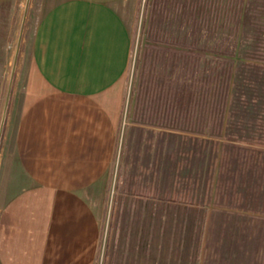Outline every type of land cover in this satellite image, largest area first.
<instances>
[{
  "label": "crops",
  "instance_id": "0c3cea01",
  "mask_svg": "<svg viewBox=\"0 0 264 264\" xmlns=\"http://www.w3.org/2000/svg\"><path fill=\"white\" fill-rule=\"evenodd\" d=\"M136 4L26 1L35 22L0 151V264L216 259L219 243L211 242V234L229 225L213 226L206 211L171 208L180 204L154 196L163 190L164 136L181 135L179 129H165L157 114L121 127ZM14 5L11 24L16 0ZM251 212L230 228L239 247L248 234L254 248L250 259L237 256L235 264L264 258V211ZM187 215H199L201 223Z\"/></svg>",
  "mask_w": 264,
  "mask_h": 264
},
{
  "label": "rangeland",
  "instance_id": "374dc122",
  "mask_svg": "<svg viewBox=\"0 0 264 264\" xmlns=\"http://www.w3.org/2000/svg\"><path fill=\"white\" fill-rule=\"evenodd\" d=\"M26 1L16 0L11 24L9 10L15 0H0V151L14 81L23 78L21 67L27 63L35 22L34 8L25 11ZM132 34L122 129L139 120V105L159 97L158 90L150 89L165 87L169 73L176 79L192 80L196 68L210 67L219 60L220 68L226 60L233 63L219 129L214 123V129L192 132L179 123L183 117L179 118L176 124L181 128L176 129L181 135L164 136L163 192L142 193L155 194L165 204H180L170 203L171 208L206 211L213 226L229 225L212 232L211 242L219 244L216 259L210 263L235 264L237 256L246 262L254 251L251 239L247 241L248 234L244 235L239 247L235 229L230 228L249 220L253 209L260 214L264 211V0H137ZM164 34L175 38V43L165 42ZM182 87L187 92L188 81ZM145 119H152L151 115ZM186 219L201 223L199 215H187Z\"/></svg>",
  "mask_w": 264,
  "mask_h": 264
},
{
  "label": "trees",
  "instance_id": "16d2710c",
  "mask_svg": "<svg viewBox=\"0 0 264 264\" xmlns=\"http://www.w3.org/2000/svg\"><path fill=\"white\" fill-rule=\"evenodd\" d=\"M168 36V34H164V37L168 38L165 42L169 40L167 43L174 44L176 39ZM164 37L162 36L161 39ZM216 50L214 48V51ZM197 61L198 56L192 59L194 68H196L195 64ZM226 61L222 68H220L222 66L221 60L211 64L214 67L210 66L200 70L196 68L193 71L195 75H193L192 80L176 79L169 73L166 76L167 84L165 87L163 86L162 89L160 87L150 89V92L158 90L159 97L147 104L143 103L142 107L141 105L138 106L139 115L142 113L139 120L145 119L147 114H150L151 118H155L157 114L163 117V125L168 128L173 127L176 129L177 126L180 127L179 124H176V121L183 117L179 123L185 125L186 130L189 129L192 132L202 133L206 129H214V126H216L214 123L217 124V129H219L220 122L224 118L225 105L227 103L228 86L226 88L225 84L230 80L233 72V63L228 60ZM187 81V92H184L185 89L182 86L186 85ZM176 84H181V87L180 85L177 86L179 90H177ZM166 99H174L176 103L174 106L167 104L165 103ZM143 107L146 108L143 110ZM136 114H138L137 111Z\"/></svg>",
  "mask_w": 264,
  "mask_h": 264
}]
</instances>
